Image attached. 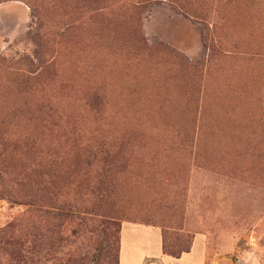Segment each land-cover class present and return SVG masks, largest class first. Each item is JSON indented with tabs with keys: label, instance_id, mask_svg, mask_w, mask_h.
Wrapping results in <instances>:
<instances>
[{
	"label": "rangeland",
	"instance_id": "1",
	"mask_svg": "<svg viewBox=\"0 0 264 264\" xmlns=\"http://www.w3.org/2000/svg\"><path fill=\"white\" fill-rule=\"evenodd\" d=\"M130 225L264 264V0H0V264H116Z\"/></svg>",
	"mask_w": 264,
	"mask_h": 264
},
{
	"label": "crops",
	"instance_id": "2",
	"mask_svg": "<svg viewBox=\"0 0 264 264\" xmlns=\"http://www.w3.org/2000/svg\"><path fill=\"white\" fill-rule=\"evenodd\" d=\"M130 230L131 234L135 238H141V240L144 242V245L148 247L147 242L149 236V230L151 229L153 231V234L157 233V243H158V253L160 255H151L149 253V250L147 247H144L142 251H138V249H128L130 246L127 242H123L121 232L120 231V247H119V264L122 263V259L127 257V252L128 254V259L131 260V264H140V260L143 259V264H205L206 262V255L207 253V247L204 242L200 238H195L192 247L188 253L182 254L178 259L172 258L170 256L164 255L162 253V248H161V235L160 232L151 227H145V226H137V225H130ZM123 228V227H122ZM156 231V233H155ZM128 249V251H127ZM196 253V256L199 257L195 260V258H192V254ZM154 256V257H152ZM188 257V258H187ZM195 260V261H193Z\"/></svg>",
	"mask_w": 264,
	"mask_h": 264
},
{
	"label": "trees",
	"instance_id": "3",
	"mask_svg": "<svg viewBox=\"0 0 264 264\" xmlns=\"http://www.w3.org/2000/svg\"><path fill=\"white\" fill-rule=\"evenodd\" d=\"M119 247H120V240L118 241L115 239V241H113L112 243V249L114 251V257H115L116 264H118ZM161 248H162V253L164 255L170 256L175 259H178L182 254L188 253L190 251L189 247H185L183 249L167 252L162 243V236H161Z\"/></svg>",
	"mask_w": 264,
	"mask_h": 264
}]
</instances>
